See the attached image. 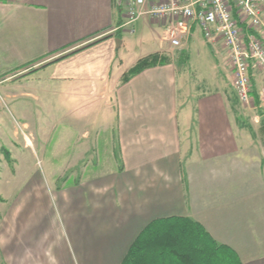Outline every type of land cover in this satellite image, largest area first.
<instances>
[{"label":"crops","instance_id":"crops-1","mask_svg":"<svg viewBox=\"0 0 264 264\" xmlns=\"http://www.w3.org/2000/svg\"><path fill=\"white\" fill-rule=\"evenodd\" d=\"M123 21L122 0H0V78L14 82L18 115L11 120L38 130L40 111L19 102L43 92L64 101L70 133L49 157L55 165L62 154L63 174L38 171L31 150L14 156V201L0 200V262L121 264L150 222L184 216L243 264H264V108L243 105L255 122L238 121L226 51L199 28L174 59L163 36L154 41L164 25L146 16L134 25L142 51L126 53L136 30H122ZM151 54L170 61L123 82ZM252 72L257 97L264 71Z\"/></svg>","mask_w":264,"mask_h":264},{"label":"built area","instance_id":"built-area-1","mask_svg":"<svg viewBox=\"0 0 264 264\" xmlns=\"http://www.w3.org/2000/svg\"><path fill=\"white\" fill-rule=\"evenodd\" d=\"M127 21L121 29L134 31L135 22L151 16L164 25L171 49L183 48L199 28L212 46L221 43L234 72L233 86L242 105L264 108V85L254 95L252 68L264 71V0H122Z\"/></svg>","mask_w":264,"mask_h":264},{"label":"rangeland","instance_id":"rangeland-1","mask_svg":"<svg viewBox=\"0 0 264 264\" xmlns=\"http://www.w3.org/2000/svg\"><path fill=\"white\" fill-rule=\"evenodd\" d=\"M123 5V4H122ZM123 10H125L123 8ZM151 17V16H146ZM144 18V17H143ZM143 18L139 19V21H142ZM153 18V17H151ZM127 21V15L125 10V23ZM154 21H158L156 18H154ZM161 24L162 22L159 21ZM158 23V22H157ZM127 29V28H126ZM136 32L131 35L134 39L132 42V45L129 46L126 49V53H134L138 54L142 51V43L139 39V31H137V28L134 29ZM164 30V28H163ZM159 34L155 35V42L158 43L159 39L163 36L164 33L161 30H158ZM163 33V34H162ZM149 37V36H148ZM154 37V36H153ZM170 52L174 59H177L178 56L182 54V52H185V46L183 48L179 49H171ZM186 54V52H185ZM190 54V63L188 67L191 70H194V65L196 63V51L194 48H192L189 51ZM208 72V69H204ZM14 77V76H12ZM10 80V78H0V195L4 196L6 201L13 202L14 201V194L13 189L15 185V171H14V156H17L19 153L22 155H27L30 153L31 150L33 156L35 157V162L37 165V170L42 172H46V167H55L56 173L60 172V174H63L64 171V162L62 159V154H60L59 157H54L57 160L54 161L56 163L55 165L50 162V152L57 151L58 153H61L62 148L58 145H61V141L64 140L65 132H69L67 129V122H62L61 118L63 116V111L66 109L64 105V101L60 99L55 98H48L46 93L41 92V98L37 100L29 99V100H23L20 105L23 107H28L26 102H29V107L31 106L36 111H40L41 115H39V118L41 119V122L39 124L38 130L34 131L31 130L29 127H26L23 123H20L18 120H16V123L13 119L14 114H16V103L14 102V82L13 81H5ZM13 80V79H12ZM65 107V108H64ZM51 110L54 111V115L51 112ZM248 109L244 108V106L239 101V113H238V121L242 123L243 125L248 126L251 124V122L254 119L251 116V113L247 111ZM51 112V113H50ZM259 119V112H257ZM10 116V117H9ZM55 116V117H54ZM68 119V116L65 117ZM70 120L74 121L77 116L71 115L69 116ZM12 119V120H11ZM57 122V120H59ZM69 121V119L67 120ZM72 141H75L77 139V128L72 126ZM70 134V133H68ZM68 140V138H67ZM54 141V143H53ZM7 149L10 151L13 162H10L7 160L4 154V150ZM52 154V153H51ZM10 164V165H9ZM9 166V167H8ZM74 170L69 171L68 175L73 174ZM44 176V175H43ZM66 176L61 175L59 182H62L65 180ZM9 197V198H8ZM6 203H3L0 201V210H4ZM1 263V262H0ZM5 264V263H1Z\"/></svg>","mask_w":264,"mask_h":264},{"label":"trees","instance_id":"trees-1","mask_svg":"<svg viewBox=\"0 0 264 264\" xmlns=\"http://www.w3.org/2000/svg\"><path fill=\"white\" fill-rule=\"evenodd\" d=\"M169 61V57L159 54L143 57L124 74L123 82H128L148 67ZM263 114V110H260L259 115ZM250 129L253 130L252 127ZM4 154L8 161L13 162L9 150L5 149ZM0 200L5 201L1 195ZM121 264L243 263L231 247L217 242L197 220L171 216L158 218L145 226L131 244Z\"/></svg>","mask_w":264,"mask_h":264},{"label":"water","instance_id":"water-1","mask_svg":"<svg viewBox=\"0 0 264 264\" xmlns=\"http://www.w3.org/2000/svg\"><path fill=\"white\" fill-rule=\"evenodd\" d=\"M261 121H264V114L263 115H261Z\"/></svg>","mask_w":264,"mask_h":264}]
</instances>
